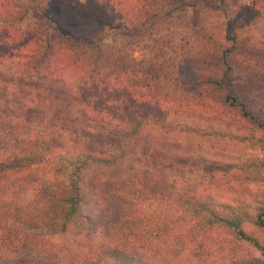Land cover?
<instances>
[{
	"label": "trees",
	"instance_id": "1",
	"mask_svg": "<svg viewBox=\"0 0 264 264\" xmlns=\"http://www.w3.org/2000/svg\"><path fill=\"white\" fill-rule=\"evenodd\" d=\"M215 1L226 44L172 55L141 30L169 2L0 0V264H264V195L248 213L219 170L264 145V14ZM116 25L165 56L131 68L102 47Z\"/></svg>",
	"mask_w": 264,
	"mask_h": 264
},
{
	"label": "rangeland",
	"instance_id": "2",
	"mask_svg": "<svg viewBox=\"0 0 264 264\" xmlns=\"http://www.w3.org/2000/svg\"><path fill=\"white\" fill-rule=\"evenodd\" d=\"M167 2L172 6L176 5L170 11V14L165 19L161 18L163 13L159 14L156 18L159 20L158 24L153 27H144L141 30H144V32L156 31L162 35L169 34L173 40L169 44L172 55L189 48L195 47L197 50L207 48V36H210L217 43L226 44L224 40L225 15L218 2L215 0H157L158 7ZM237 2L250 8L260 4V11L264 14V8H262L264 0H237ZM30 18L31 25L35 27L44 28L48 24L39 13L32 14ZM139 37L140 35L135 34V30L127 31L116 25L113 31L103 39L102 47L109 49L115 55H119L118 52L123 54L121 50L125 48V52L136 59L130 58L129 60L131 68L136 66V69L139 68L138 60L142 58L151 59L157 55H159V58L165 56L163 53L166 52L165 48L167 46L157 44V42H151L147 45L138 44ZM125 41H127L128 46H124ZM232 147L233 145H228L225 149L226 153L229 154L227 156H231L232 161L239 160L241 167L238 166L234 169L228 165L219 167L220 172L226 173L225 176L219 174L221 176L220 183L224 187L221 193L229 194L243 201L245 210L252 213L253 206L264 195V145ZM237 156H239V159H237ZM243 160L245 162H242ZM231 172L234 174L239 172V175L233 177V175H230ZM146 207L148 210L161 209V205L156 203L148 204ZM33 234L35 239L40 240L48 239L58 242L63 239L62 234L52 233L45 229L36 230ZM212 237L216 241L224 243L231 239V236L221 228H214ZM237 242L240 247L239 252L242 254H258V251L252 246L241 241Z\"/></svg>",
	"mask_w": 264,
	"mask_h": 264
}]
</instances>
